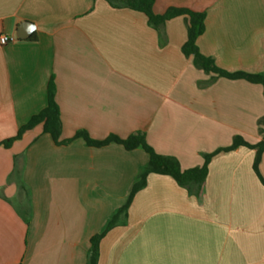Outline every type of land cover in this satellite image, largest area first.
Wrapping results in <instances>:
<instances>
[{"label":"crops","instance_id":"obj_1","mask_svg":"<svg viewBox=\"0 0 264 264\" xmlns=\"http://www.w3.org/2000/svg\"><path fill=\"white\" fill-rule=\"evenodd\" d=\"M205 13L201 54L230 73L264 74V0H155ZM27 24V25H26ZM30 34L18 39L21 32ZM0 142L48 104L53 80L61 140L142 132L183 170L263 140L264 89L206 74L183 54L188 18L159 30L108 0H0ZM256 150L209 163L198 195L150 175L125 225L100 242L98 264H264V185ZM149 163L141 148L56 145L42 125L0 146V264H87L90 240L121 208ZM264 179V153L259 165Z\"/></svg>","mask_w":264,"mask_h":264},{"label":"trees","instance_id":"obj_2","mask_svg":"<svg viewBox=\"0 0 264 264\" xmlns=\"http://www.w3.org/2000/svg\"><path fill=\"white\" fill-rule=\"evenodd\" d=\"M113 5H120L134 11L145 14L148 22L155 29L159 30L168 20L186 16L188 18V38L182 47L183 54L187 57H192L195 66L203 70L206 74L215 77H222L227 79H243L253 84H259L264 89V74H248L243 72L230 73L219 68L212 58L206 57L199 51L197 46L198 38L205 32V13L195 12L182 8H170L163 14H155L153 6L155 0H108ZM56 88L53 80L48 86V104L47 107L39 114L33 116L27 124L22 126L17 134L5 141L0 142V146L10 148L11 145L20 140L23 135L42 125L43 131L49 134L56 145H67L73 139H83L87 146L93 148H102L110 144H118L124 147L127 151H132L138 148L143 149L149 155V163L142 170H140L137 180L132 186L131 192L127 202L115 211L105 229L93 236L90 240V251L87 264H98L100 256V242L107 235L109 231L119 225H125L128 219V210L135 195L145 188L147 180L150 175H161L173 178L177 184L186 188L189 193L198 195L205 183L209 172V163L211 159L221 152H230L239 147L256 150V157L254 161V170L261 179L264 185V179L259 172V165L264 153V117L260 121L261 130L263 133V140L252 145L246 142L242 137L236 136L233 144L230 147L219 149L211 154L205 155V162L200 167H195L188 170H183L179 161L170 156L158 154L153 147L147 142L145 134L137 132L130 135L128 138H120L116 135H110L103 140H95L89 136L85 131H78L73 139L61 140L62 122L59 106L56 102Z\"/></svg>","mask_w":264,"mask_h":264},{"label":"built area","instance_id":"obj_3","mask_svg":"<svg viewBox=\"0 0 264 264\" xmlns=\"http://www.w3.org/2000/svg\"><path fill=\"white\" fill-rule=\"evenodd\" d=\"M13 41H15V38H13V37H9L7 35H1L0 36V44L1 45H6V44L13 42Z\"/></svg>","mask_w":264,"mask_h":264},{"label":"water","instance_id":"obj_4","mask_svg":"<svg viewBox=\"0 0 264 264\" xmlns=\"http://www.w3.org/2000/svg\"><path fill=\"white\" fill-rule=\"evenodd\" d=\"M26 25H27V24H26ZM29 36H30V34H25L22 30H21V32L18 33V35H17L18 39H25V38H27V37H29Z\"/></svg>","mask_w":264,"mask_h":264}]
</instances>
